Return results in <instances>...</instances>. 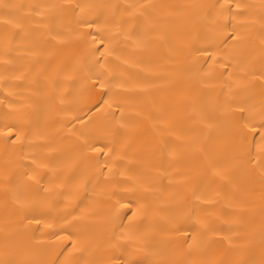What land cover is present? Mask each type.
Masks as SVG:
<instances>
[{
    "label": "bare ground",
    "instance_id": "obj_1",
    "mask_svg": "<svg viewBox=\"0 0 264 264\" xmlns=\"http://www.w3.org/2000/svg\"><path fill=\"white\" fill-rule=\"evenodd\" d=\"M143 2L72 0L73 4L85 6L84 18L96 19L99 15L101 24L111 19L112 12L119 10L123 13L127 5ZM152 2L159 6L153 13L155 23L146 24L143 19L138 23L149 33H167L170 41H153L139 49L123 39L114 41L115 51L109 57L105 72L108 79L106 92L113 103L110 112L114 116L109 115L105 120L101 111L93 108L99 96H88L77 83L83 76L75 71L77 64L89 61L91 57L84 54L82 45L70 38L62 43L49 41L47 30L37 26L41 18L33 14V6L39 5L40 10L45 11L46 6L62 4L63 0H0V77H4L0 79V127L22 117V131L29 135L31 143L43 146L29 150L25 145L23 151L29 154L41 152L59 175L60 182L70 187L81 185L78 195L57 200L54 212L61 222L64 215L72 214L68 218L75 228L69 231L77 233L80 243L97 237L103 240L110 206L121 198L150 207L153 219L160 223H163L162 218L173 215L183 220L192 214L194 207L204 216L203 209L208 206L203 203L194 205L192 201L191 191L195 186L201 195L217 201L211 209L213 214L207 217L212 231L203 237H210L207 255L216 264L233 258L259 259L264 251V183L259 175L246 170H235L230 182L220 181L204 172L198 149L211 150L215 157L227 159L232 153L230 138L189 120L182 105L184 97L191 96L197 109L207 107L218 114V109L227 107V75L220 77L219 72L232 73L236 62L260 52L259 41L254 38L258 26L246 31L241 22L264 14V0H236L244 6L242 11L247 17L226 21L229 31L223 35L217 32L214 18L206 16L204 9L191 7L194 4L210 5L216 0ZM21 21L26 32H35L38 38L35 45L30 38L21 39L23 34L16 27ZM62 23L61 30L66 36L89 31L79 28L76 17L71 14ZM232 29L245 37L241 44L235 45V41L227 39ZM91 31L95 32V27ZM13 39L17 41L13 47L18 51L6 56L5 48ZM224 40L227 43H223ZM205 47L218 52V59L234 51L235 61H228L234 66L221 69L214 65L215 72L207 75L208 63L203 58L197 62L194 53L195 49ZM34 51L40 54L31 55ZM116 56L120 57L119 61ZM5 59L12 62L5 64ZM96 59H101L99 54ZM260 66L257 59L255 68L258 70ZM237 75L242 73L237 72ZM76 117L85 123L93 120L97 128L104 124L118 128L117 121L128 123L127 129L110 137L115 142L117 155L122 157L114 163L110 161V167L114 173L118 170L123 176L109 177L103 165L95 167L90 153L85 155L83 138L78 139L83 130L81 120ZM165 117L171 118V135L157 130L163 127L159 120ZM193 136L199 137V144H191ZM4 149L0 138V261L25 264L30 259H63L72 250L71 242L65 241L63 247H57L59 242L49 230L38 231L39 226L30 224L25 218L40 216V210H21L6 195L5 174L19 178L23 168L17 165L27 161L19 160L21 145L17 144L15 148L9 145L8 153ZM170 149L175 151V157L168 155ZM186 176L193 179L186 180ZM53 178L45 175L44 182ZM106 178L110 182H106ZM73 217L78 219L73 220ZM184 227L191 235L201 236L199 225L191 220L184 223ZM183 239V236H158V240L164 242L162 247L166 244L178 252L183 251ZM57 253L63 255L57 257ZM81 256L83 259L93 258L90 252L73 253L74 260H80Z\"/></svg>",
    "mask_w": 264,
    "mask_h": 264
},
{
    "label": "snow or ice",
    "instance_id": "obj_2",
    "mask_svg": "<svg viewBox=\"0 0 264 264\" xmlns=\"http://www.w3.org/2000/svg\"><path fill=\"white\" fill-rule=\"evenodd\" d=\"M39 5L33 6V14L40 17L37 26H42L47 30L49 41L62 43L65 39H72L74 42L82 45L84 54L91 57V60L84 63H78L75 69L83 76L77 80L83 92L88 96H99L93 104V108L101 111L105 120L109 115H113L110 110L113 108L111 96L108 95V79L105 76L109 57H112L115 51L114 41L123 39L129 41L134 48L146 47L153 41L168 43L170 37L167 33L161 31L155 34L149 33L141 28L138 20L143 19L146 24H154L153 13L159 7L152 0H144L140 4H129L125 7L123 13L116 10L111 13V19L106 20L104 24L100 23V16L96 19L84 18L85 6L79 3H72V0H63L62 4L48 5L45 11L40 10ZM92 7V6H88ZM108 7V6H104ZM191 7L204 9L206 16L214 18L217 25V32L223 35L229 31L226 21H235L237 18L247 17V13L242 11L244 6L237 3L236 0H216L210 5L194 4ZM235 9V10H234ZM71 14L76 17V23L79 28L89 29L87 32L77 31L75 33L65 34L63 20ZM91 15V13L89 14ZM101 15H106L102 13ZM11 23V21H6ZM23 21L16 24L20 30L21 39L30 38L35 45L37 37L34 31L26 32ZM242 27L246 31L255 28V40L259 41L261 50L258 54L248 55L244 61L236 62L235 70L232 73L225 71L219 72L220 77L227 75L225 87L228 89L229 102L227 107L218 109V114L209 110L207 107L197 109L191 96H185L182 109L187 118L196 124L203 125L204 129L211 131L215 129L219 133L229 135L232 145V153L227 159H220L212 154L211 150L199 148L200 159L203 161L204 172L220 181L230 182L231 175L235 170H246L250 173L260 176L264 183V14L259 18H247L242 20ZM95 27L96 31L91 29ZM235 41L239 45L245 39L235 29L231 30V35L227 38ZM17 41L9 40L5 48V55L11 56V53L18 51L13 45ZM223 43H227L224 40ZM234 45V47H235ZM197 57L203 58L208 63L207 75L215 72L214 65H219L221 69L233 67L229 60L235 61L236 53L233 51L218 59L219 53L211 48H197L194 50ZM39 55L38 51L30 53ZM97 54L101 59H96ZM117 61L120 60L116 56ZM259 59L260 68L257 70L255 64ZM5 64L12 61L5 59ZM126 62V61H125ZM103 69V71H101ZM237 72L242 75H237ZM111 75V73H110ZM4 79V77H0ZM97 89L99 92H97ZM259 89V91H257ZM107 97V98H105ZM119 107V105H117ZM92 109H90L91 111ZM122 115V114H121ZM81 120L80 117H76ZM118 128L111 124H104L101 127H95V122L89 120L87 123L81 120L82 131L79 138H83V148L85 155L91 154L95 161V167L103 168L109 173V177L116 175L123 176V173L113 172L110 167V161L113 163L122 157L117 155V149L114 147V137L121 129L129 127L127 122L117 121ZM159 124L163 127L158 128V132L163 134L165 131L169 135L171 132V118H161ZM207 136V132H205ZM0 138L5 145V153H8V146L13 148L17 144L21 145L20 161L27 163L18 164L23 171L19 178L8 176L4 178L8 183L6 195H9L14 205L19 209L37 208L40 210V216H32L30 224H35L38 231L49 230V234L59 242L56 246L63 247V242H71V252H68L63 259H30L25 264H216V262L207 255V249L210 246V237L208 233L212 231L208 227L207 217L213 213L211 211L217 204V201L211 196L201 195L199 189L193 186L191 191L193 204L203 203L207 205L203 209L204 216H201L195 209L191 215L183 220L173 215L169 218H162L163 223L153 219V209L139 201L117 199L111 204L108 217L105 223L106 235L101 241L97 237L92 240L79 242L77 233L69 231L74 229L75 224L69 220L71 213L61 218L54 215L58 206L56 201L78 195L81 185H72L59 181V175L46 162L41 152L23 151L25 145L29 150L43 147L31 143L28 134L22 131V117L18 116L16 122L5 123L0 127ZM211 139V137H208ZM191 144H199V137L193 136ZM168 155L175 157L174 150H169ZM46 170V171H45ZM45 175H52L54 178L47 183L44 182ZM103 175V172L101 173ZM86 179V178H85ZM186 180L191 181L192 176H186ZM106 182H110L106 178ZM226 186V185H222ZM131 189H125L129 191ZM115 195V193H113ZM218 196L219 193H216ZM78 217H73V220ZM191 220L195 225H199L202 230L201 236L191 235L184 223ZM170 235L175 237L183 236V251H177L175 247L168 245L161 246L164 242L158 240L160 235ZM90 252L91 259L80 260L73 259V253ZM63 253H57V257ZM0 264H20L18 261L4 260ZM220 264H264V251L260 258H233L221 261Z\"/></svg>",
    "mask_w": 264,
    "mask_h": 264
}]
</instances>
